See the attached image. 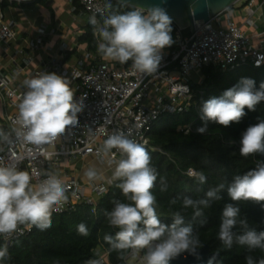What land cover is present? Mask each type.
Listing matches in <instances>:
<instances>
[{
	"label": "clouds",
	"instance_id": "9594fccd",
	"mask_svg": "<svg viewBox=\"0 0 264 264\" xmlns=\"http://www.w3.org/2000/svg\"><path fill=\"white\" fill-rule=\"evenodd\" d=\"M94 34L99 38L97 52L104 58L121 64L131 61L132 68L141 74L157 72L163 58V50L170 47L172 19L163 7L133 6L119 12L111 10L97 20L89 18ZM26 91L19 98L18 115L8 129L0 127V146L19 145L27 149V155L38 152L51 159L48 149L63 136L69 128L79 126V114L84 110L81 101L74 99L70 81L55 72H40L24 80ZM264 101V82L255 87L251 78L224 91L221 97L205 101L201 107L204 126L196 131L205 134L207 123L214 122L224 127L239 123L246 115L245 108L255 111ZM104 134V129L97 130ZM129 131H114L107 135L97 149L98 155L114 165L112 173L116 184L127 202L113 201L111 210L105 212L111 227L119 229L115 236L104 237L112 250L134 253L145 250L144 264H169L182 253L196 254L201 247L199 235L191 224L185 223L183 210L191 209L192 218L203 216V210L213 201L222 199L220 193L225 184L220 183L208 190L203 198L185 197L182 210L172 213V222L165 224L157 213V199L152 189L158 172L151 166V156L143 143L131 138ZM31 146V147H28ZM113 149L119 154L114 159ZM240 155L260 154L264 156V121L249 126L240 139ZM189 176L200 184L206 182L202 171L189 169ZM89 181L100 179L98 171L90 167L84 173ZM43 176L38 183L34 178ZM68 185L51 171L40 172L20 169L16 163L0 162V237L8 241L19 232L20 227L35 226L44 231L52 225L53 212L60 211L68 203ZM167 182L161 178L160 191H167ZM104 191V189H101ZM227 195L233 202H264V161L243 175L234 176L227 184ZM176 199L171 204H176ZM264 206V205H262ZM241 209L234 203L223 207L219 224L218 239L226 249L233 245L246 247L249 251L264 250V230L257 231L248 225L247 219H240ZM206 221L201 220V224ZM237 227L239 231H236ZM82 236L89 235L84 223L77 226ZM8 256L7 243L0 246V261ZM247 264H264L249 255ZM87 264H102V259H90Z\"/></svg>",
	"mask_w": 264,
	"mask_h": 264
},
{
	"label": "built area",
	"instance_id": "2783aa9c",
	"mask_svg": "<svg viewBox=\"0 0 264 264\" xmlns=\"http://www.w3.org/2000/svg\"><path fill=\"white\" fill-rule=\"evenodd\" d=\"M69 1L75 12L76 4ZM15 2L17 6L13 4ZM26 2L29 1L0 0V127L8 129L11 126L18 115L19 98L26 91L24 80L40 72H55L67 78L74 99L83 103L84 110L79 114V126L69 128L48 149L53 153L51 159L38 152L28 156L26 148L14 144L0 146V162L16 163L22 170L35 168L58 174L69 186V201L53 214L75 211L80 203L95 209L115 182L112 175L100 182H83L63 170L65 160L92 156L101 163L106 161L107 158L98 155L97 149L114 131H131V138L145 147H152L149 133L156 122L164 115L189 111L195 97L203 93L202 89L193 87L196 82H192L194 72L207 66H218L226 71L264 64V29H259V23L264 24V0H244L238 7L242 10L241 16L235 17L231 13L233 7H229L212 15L208 24L202 19L194 20L193 33L190 24L181 28L172 20L174 43L163 50L160 66L151 75L136 72L131 61L121 64L102 57L97 49L88 50L79 43L71 45L65 37L55 48L51 43L55 32L45 25H31L29 32L18 20H6V8H20ZM77 2L79 11L88 17V23L93 16L102 20L109 11V0ZM76 55L80 57L77 56L74 62L72 57ZM100 128L104 129V134L97 132ZM113 153L114 159L120 158L115 149ZM40 179L43 176L34 178L33 182L38 183ZM34 228L23 225L8 241L0 237V243L11 244ZM145 253L146 249L140 254L130 250L127 260L139 254L141 264H144ZM107 257L104 250L97 259L108 264Z\"/></svg>",
	"mask_w": 264,
	"mask_h": 264
},
{
	"label": "trees",
	"instance_id": "16d2710c",
	"mask_svg": "<svg viewBox=\"0 0 264 264\" xmlns=\"http://www.w3.org/2000/svg\"><path fill=\"white\" fill-rule=\"evenodd\" d=\"M35 1V0H34ZM44 4L48 0H40ZM79 12L77 0H72ZM6 2L2 4L4 8ZM17 6V3H13ZM24 4V3H22ZM21 4V6H22ZM27 4V3H26ZM111 10L124 12L131 9L117 0H109ZM87 29L78 37V43L88 50L97 49V37L94 28L87 22ZM75 52V51H73ZM203 74L193 83L195 89H202L195 103L187 112L167 114L161 117L149 133L151 146L146 147L151 156V166L158 172L155 187L152 189L157 199V213L165 224L172 222V213L182 210L185 197L203 198L206 192L220 183L225 190L220 193L221 200L213 201L211 206L203 210V216L192 218V210H183L185 223L191 224L199 235L201 246L209 244L212 251L222 253V258L215 264H247L246 257L251 255L255 261L264 259V250L249 251L244 246L233 245L226 249L218 239L219 224L223 207L226 203H234L241 209L240 219H247L248 225L257 231L264 230V202H233L227 195V184L236 175H243L253 169L257 163L264 161L260 154L244 157L240 155V139L249 126L264 121V101L256 106L255 111L245 108L246 115L239 123L224 127L208 122V131L200 134L197 128L204 126L201 120L203 103L213 97H221L225 90L236 86L242 78L255 81L256 89L264 82V64L255 67L244 65L234 70H223L220 67L207 66ZM202 171L206 182L200 184L189 176L188 170ZM163 178L168 185L167 191H160ZM115 181L99 200L94 209L90 205L80 203L75 211L52 215V225L41 231L36 227L33 231L7 244L8 256L0 264H87L90 259H97L105 250L108 253V264H129L127 255L130 250L119 253L111 249L104 237L115 236L119 230L111 227L105 212L111 210L113 201L127 202ZM176 199V204L171 201ZM201 220L206 223L201 224ZM84 223L89 235L82 236L77 226ZM236 231H239L237 227ZM5 243H0L2 246ZM145 252V250H140Z\"/></svg>",
	"mask_w": 264,
	"mask_h": 264
},
{
	"label": "water",
	"instance_id": "95a60500",
	"mask_svg": "<svg viewBox=\"0 0 264 264\" xmlns=\"http://www.w3.org/2000/svg\"><path fill=\"white\" fill-rule=\"evenodd\" d=\"M31 1V0H25ZM128 6L151 7L158 5L163 7L171 19L184 28L190 24L191 32H194V20L209 19L222 9L233 7L238 8L244 0H117ZM222 258V253L212 251L209 244L202 245L196 254L182 253L169 264H215Z\"/></svg>",
	"mask_w": 264,
	"mask_h": 264
},
{
	"label": "crops",
	"instance_id": "0c3cea01",
	"mask_svg": "<svg viewBox=\"0 0 264 264\" xmlns=\"http://www.w3.org/2000/svg\"><path fill=\"white\" fill-rule=\"evenodd\" d=\"M29 1L26 2L28 5H31ZM40 1V0H39ZM61 0H48L46 4H44L43 2H41L43 5V10L41 11V13H50V11L52 10V5L55 6L54 10L57 9L58 7H61L62 9V15H57V14H53L52 15V19H53V24H44L41 20H39V18H32V20L29 18V15H27V13H25V9L24 7L22 8H13L10 10L11 14H15V12L17 11L18 13L21 14V19L23 18V20L25 21L27 19V27H23L22 20H18L21 24V27L23 29H26L27 31L31 32L32 31V27L33 26H39V25H45L48 27V29L54 30L55 34L51 37L52 40V45L56 48L58 44L61 43V41H63V37L66 38V41L69 44H74V43H78V37L83 33H80V29L81 27H85L87 24V19H86V14L84 12H73L72 11V7H71V3L69 0H66L69 4L68 7H62L61 4H59ZM67 17H70L72 20L68 22ZM74 22H78L77 24H75ZM75 24V25H74ZM84 159H86L87 162H98L94 157L92 156H88L85 157ZM75 160V159H74ZM74 160L72 161H68L65 160L64 161V165L65 167H69L72 170V174L76 177H78L81 181L83 182H88L89 180L86 178V176L84 175V173L86 172L84 170V168L80 169V171H75L74 169ZM99 163V162H98ZM73 164V165H71ZM83 166V165H82ZM109 168L111 169V174L109 175H105L104 172H100V179L95 180V182H100L105 180L108 176L112 175L113 171H114V165H110Z\"/></svg>",
	"mask_w": 264,
	"mask_h": 264
},
{
	"label": "rangeland",
	"instance_id": "374dc122",
	"mask_svg": "<svg viewBox=\"0 0 264 264\" xmlns=\"http://www.w3.org/2000/svg\"><path fill=\"white\" fill-rule=\"evenodd\" d=\"M31 5H28L26 3L22 4V6L20 5V8L21 7H24L25 9V13H27V15H29V18L32 20V18H39V20H41L44 24H53V19H52V15L55 13V14H59V15H62V9L61 7H58L57 9L54 10L55 6L52 5V10L53 11H50V13H41V11L43 10V5L39 0H35L33 2H30ZM59 4H61V6L63 7H68L69 4L66 0H61L59 2ZM13 8H19V7H10V8H6V10H4L5 12V16H6V20L8 21L9 19L11 18H14L16 20H22V25L23 27H27V19L24 21L23 18L21 19V14L22 12L18 13L17 11L15 12V14H11L10 13V10L13 9ZM231 13L237 17V16H241L242 14V10L240 8H232L231 9ZM258 16V13L256 14V17ZM86 19L88 21V17L86 16ZM68 22L71 21L72 19L70 17H67ZM75 24H77L78 22H74ZM74 24V25H75ZM87 28L86 27H81L80 29V33L81 32H84ZM259 29L260 30H263L264 29V24L263 23H259ZM80 57V55H76V56H73L72 57V61H76L78 57ZM203 74V71H198V72H194L193 73V80L192 82H194V80H199L200 79V76ZM75 159V158H74ZM73 159V160H74ZM99 162V161H98ZM87 162L86 159L84 158H80V157H77L75 160H74V170L75 171H80V169L84 168V170L86 171L88 168L90 167H93L95 168L98 173L100 172H104L105 175H109L111 174V169L109 168L110 164L107 163V160L104 161V162ZM71 164V165H73ZM83 165V166H82ZM63 170H66L68 173H72V170L71 168H67V167H63ZM92 208H94V206H91ZM141 252L139 251V254ZM138 256H134L130 259L129 261V264H141V260L139 259V255Z\"/></svg>",
	"mask_w": 264,
	"mask_h": 264
}]
</instances>
